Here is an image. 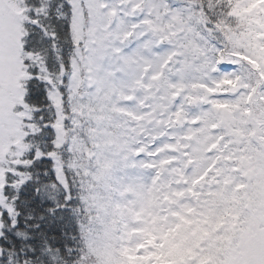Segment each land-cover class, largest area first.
Listing matches in <instances>:
<instances>
[{
	"label": "snow or ice",
	"instance_id": "1",
	"mask_svg": "<svg viewBox=\"0 0 264 264\" xmlns=\"http://www.w3.org/2000/svg\"><path fill=\"white\" fill-rule=\"evenodd\" d=\"M0 264H264V0H0Z\"/></svg>",
	"mask_w": 264,
	"mask_h": 264
}]
</instances>
